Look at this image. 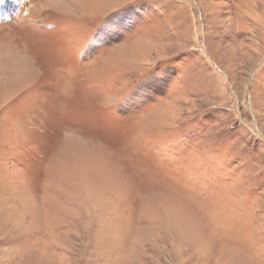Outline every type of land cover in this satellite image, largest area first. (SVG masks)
I'll return each instance as SVG.
<instances>
[{
  "label": "rangeland",
  "instance_id": "374dc122",
  "mask_svg": "<svg viewBox=\"0 0 264 264\" xmlns=\"http://www.w3.org/2000/svg\"><path fill=\"white\" fill-rule=\"evenodd\" d=\"M0 264H264V0H0Z\"/></svg>",
  "mask_w": 264,
  "mask_h": 264
}]
</instances>
